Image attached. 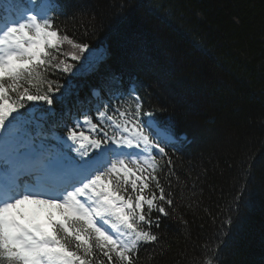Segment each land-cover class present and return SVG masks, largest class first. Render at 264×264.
<instances>
[{"label":"trees","instance_id":"1","mask_svg":"<svg viewBox=\"0 0 264 264\" xmlns=\"http://www.w3.org/2000/svg\"><path fill=\"white\" fill-rule=\"evenodd\" d=\"M60 2L64 12L57 14V26L108 54L95 72L49 75L61 84L71 79L75 87L63 104L55 103L59 94L54 95L55 114L46 127L82 108L91 109L95 122L99 101L93 88L110 103L111 114L119 101H109V90L118 88L125 93L121 100H128L135 87L143 111L171 122L181 141L167 148L174 173L168 176L170 187L164 179L169 166L161 175L166 191L173 192L175 212L169 208L160 228L153 227L161 239L139 248V264H198L222 214L235 222L220 249V264H264V0ZM11 3H0V13ZM39 104L40 111L49 107ZM252 159L247 203L229 213L244 183L241 164Z\"/></svg>","mask_w":264,"mask_h":264},{"label":"snow or ice","instance_id":"2","mask_svg":"<svg viewBox=\"0 0 264 264\" xmlns=\"http://www.w3.org/2000/svg\"><path fill=\"white\" fill-rule=\"evenodd\" d=\"M10 9L0 13V264H139V248L161 239L153 227L160 228L169 208L175 212L161 175L169 166L164 179L170 187L167 148L181 141L171 122L143 111L135 87L128 100L118 88L109 90V101H119L111 114L101 90L93 88L95 122L91 109L82 108L46 127L55 114L54 95L63 104L75 87L71 79L61 84L49 75L95 72L108 52L57 26L60 0H12ZM65 44L70 51H62ZM111 80L119 83L115 75ZM39 102L49 106L46 111ZM254 165V159L242 162L244 183L229 213L247 203ZM222 215L198 264H220L235 222Z\"/></svg>","mask_w":264,"mask_h":264},{"label":"rangeland","instance_id":"3","mask_svg":"<svg viewBox=\"0 0 264 264\" xmlns=\"http://www.w3.org/2000/svg\"><path fill=\"white\" fill-rule=\"evenodd\" d=\"M10 1H12V0H10Z\"/></svg>","mask_w":264,"mask_h":264}]
</instances>
